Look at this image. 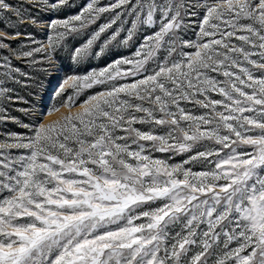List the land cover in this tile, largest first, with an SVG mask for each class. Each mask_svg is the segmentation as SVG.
Wrapping results in <instances>:
<instances>
[{
	"label": "snow or ice",
	"instance_id": "obj_1",
	"mask_svg": "<svg viewBox=\"0 0 264 264\" xmlns=\"http://www.w3.org/2000/svg\"><path fill=\"white\" fill-rule=\"evenodd\" d=\"M68 6L0 0V123L25 129L0 133V264H264V0L55 16ZM119 46L135 50L65 75L48 106L16 90L41 88L60 51L81 64Z\"/></svg>",
	"mask_w": 264,
	"mask_h": 264
},
{
	"label": "rangeland",
	"instance_id": "obj_2",
	"mask_svg": "<svg viewBox=\"0 0 264 264\" xmlns=\"http://www.w3.org/2000/svg\"><path fill=\"white\" fill-rule=\"evenodd\" d=\"M13 2L14 3L15 2L25 3V0H13ZM85 2L86 0H68L69 6L62 8L61 11L55 13V16L58 18H63L68 15H74L76 12L79 11V6H82ZM102 2H106V0H102ZM33 11H35V9H33ZM41 15L45 19H47L49 16L53 14L52 13H41ZM103 22H105L104 18H101L97 20L94 25H91L89 27L90 28L97 27L100 23H103ZM24 24L27 25V21H25ZM2 28H3V25L0 24V29ZM21 31L22 32L25 31V28L22 27ZM26 31L33 33V36L36 40L46 41V37H47L46 26L40 27V26L27 25ZM86 38H87L86 35L82 34L80 37H77L75 40L69 38V43L70 45H76L78 43H82L83 40ZM134 50H135L134 46L113 47L110 51H108L106 54L102 55L101 57L92 58L88 60L87 62L81 63V64H74L73 61L70 59V56L67 51H60L58 53L59 70L57 71L56 66H54L50 72L38 74L39 81L42 84L41 88H25L20 85H15V87H16L17 92L21 96H24L25 100L28 101L29 103H36L38 98H41L40 99L41 106H48L53 102L54 92L59 87V83L62 82L65 75H72L75 73H85L93 68L99 69L101 67H105L106 65L111 63V61L117 59L120 56H130ZM0 54H7V52L5 49H0ZM13 63L16 66L22 68L23 70H26V71L29 70L27 65L23 63L22 60H17L13 58ZM130 79L132 78H126L125 80L121 82H129ZM98 90H100L99 86H95V85L91 89L82 90L80 96L77 97V102L85 99L87 94H91L93 91H98ZM30 92L34 94L30 95L29 94ZM29 103H25L24 101H13L12 105H10L11 114L18 116L21 120L25 122H28L29 117L26 116L23 112L19 111L18 109L28 108ZM67 110L68 109L61 108L60 112H65ZM59 114L60 113H53L52 116H48L46 117V119H55ZM5 130H12V131H18V132L25 131V129L16 125L13 121H10V120L4 123H0V133L4 132ZM154 155H157V153H154ZM174 159L179 160L180 156H177Z\"/></svg>",
	"mask_w": 264,
	"mask_h": 264
}]
</instances>
